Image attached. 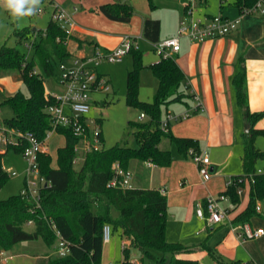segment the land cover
I'll list each match as a JSON object with an SVG mask.
<instances>
[{
    "label": "trees",
    "instance_id": "1",
    "mask_svg": "<svg viewBox=\"0 0 264 264\" xmlns=\"http://www.w3.org/2000/svg\"><path fill=\"white\" fill-rule=\"evenodd\" d=\"M150 8H153L151 0ZM257 0H231V5L241 14L243 9L252 7ZM100 13L111 21L127 23L132 16V8L126 4H106L99 7ZM160 24L157 20L146 19L143 23V38L155 43L158 41ZM18 41L30 43L33 54L30 60L15 47L3 45L0 48V73L5 76L16 75L27 90V95L17 91L5 97L2 104L10 108L12 117L4 120L8 129L28 132L43 140L52 130V121L45 108L55 104L51 94L44 87L43 75L36 73V63L42 73L52 76L58 64L67 59L70 53L67 36L51 19L44 32L32 33L30 28L16 30ZM132 67L127 72L125 103L137 108L147 118L146 122L134 123L136 148L114 146L102 147L87 153L79 169H76L74 147L78 138L69 128H56L64 136L65 144L57 149L56 166H51L48 153L38 154L40 176L47 182L39 189V206L20 193L0 200V253L11 251L22 242L41 240L48 248L56 243L55 231L66 241L69 253L65 256L47 255L37 264H100L103 249L102 229L108 225L111 235L126 238L127 247L123 250L121 264H136L129 260V249L138 250L142 256L153 258V253H169L173 264H198L197 261L179 260L175 257L183 253L205 251L217 264H245L240 260H224L214 247L205 241L196 246L172 243L166 239L167 199L158 189L131 188L126 190L109 188L113 177L112 166L119 163L123 170H129L133 162L150 163L158 167H168L172 156L158 149V143L164 137L176 145L179 153L187 155L192 148L199 152L197 143L188 138H176L160 127L162 107L181 102L186 94L181 90L185 81L184 74L172 56L160 59L150 65L157 88L151 101L139 99V75L143 68L141 50H131ZM237 106L242 114L248 131L242 134L243 154L242 174L232 178L233 184L220 194L237 205L239 197L236 189L245 187L239 178L254 174L256 164L264 160V150L255 146V139L262 131L254 128L264 119V111L250 112L248 108L246 68L244 57L238 58L236 71L231 79ZM100 141L103 142L102 135ZM24 145L7 146L0 154V188L9 180L4 169V158L8 150L22 152ZM264 201V175H255L253 183L248 184L246 207L232 220V226L249 224L258 216L257 204ZM30 226V231L26 230ZM163 259L157 264H162Z\"/></svg>",
    "mask_w": 264,
    "mask_h": 264
},
{
    "label": "crops",
    "instance_id": "2",
    "mask_svg": "<svg viewBox=\"0 0 264 264\" xmlns=\"http://www.w3.org/2000/svg\"><path fill=\"white\" fill-rule=\"evenodd\" d=\"M53 1L63 7L74 22L70 35L72 39L67 42L70 56L65 60L90 55L95 48L102 51L112 50L124 37L136 40L139 49V41L142 40L151 46L152 43L146 41L142 35L144 21H159L158 41L164 40L175 34L186 5L185 0H156V3L151 0L153 8L155 4L159 7L154 10L150 8L148 0ZM41 3L45 5V9H51L48 1L41 0ZM114 3L126 4L133 9L129 22L111 21L100 13V6ZM200 4L208 6L209 9L200 14L198 19L216 15L229 19L239 16L238 10L231 5V0H215L210 6L208 0H203ZM159 9H165L167 14L158 12ZM92 10L97 13L91 12ZM30 30L32 33L37 31L35 28ZM241 55L246 68L248 108L252 113L264 111V16H243L237 30L221 38L202 43H193L182 38L180 50L173 56L184 74L185 81L181 90L186 97L181 102L162 107V119L166 114H183L194 105V98H198L200 109L185 120L170 123L168 133L173 137L188 138L197 143L198 150L209 158L208 180H202L194 162L187 155L179 153L176 145L167 137L160 140L158 149L171 154L172 163L168 167L133 162L129 171L132 173L133 188L158 189L166 196V239L169 242L196 246L205 241L224 260L264 264V236L252 240L243 239L230 228L231 220L246 207L247 185L243 187L242 195L238 196L237 205H232L229 200L222 203L229 210V220L220 224H207L195 214L198 203H203L208 197L219 196L225 191L228 181L242 174V134L246 133L248 125L242 110L236 104L235 92L231 86V79ZM150 59L151 65L158 62L157 56ZM108 65L113 64L102 63L97 72L111 83ZM156 88L157 80L154 78L153 94ZM145 119L146 117L141 120ZM254 128L262 131L255 139V146L262 151L264 119L259 120ZM257 206L258 216L246 225L251 229H264L262 201ZM205 233L207 235L204 236ZM110 243L111 241L103 245L100 264H108L110 259L105 260L106 257L115 253V246ZM46 256L47 253L43 258ZM205 256H208L205 251L198 250L179 254L175 259L197 261L199 264ZM131 262L140 264L137 261Z\"/></svg>",
    "mask_w": 264,
    "mask_h": 264
},
{
    "label": "built area",
    "instance_id": "3",
    "mask_svg": "<svg viewBox=\"0 0 264 264\" xmlns=\"http://www.w3.org/2000/svg\"><path fill=\"white\" fill-rule=\"evenodd\" d=\"M47 1L51 7V20L67 36H70L74 26L72 18L59 4L53 0ZM201 1L203 0H187L183 16L178 23L175 34L151 44V48L157 55L158 60L168 59L177 54L180 50V40L182 38L193 43H202L207 40L221 38L236 31L243 16H264V2L257 0L252 7L243 9L241 14L234 19H229L221 15L198 19L194 17V11L196 4ZM42 11L43 9L40 8L37 13H41ZM25 45L27 47L31 46L30 43H26ZM131 50H139L138 42L130 37H124L120 44L112 50L102 51L99 48H95L90 55L61 61L57 66L59 72L57 81L58 84L63 86L64 93L62 95L51 94L55 104L45 108V112L52 121V130L46 133L43 140H39L31 133H22L8 129L4 124H0V154L5 151L8 145L18 147L23 144L24 147L21 156L27 165L26 178L30 175L39 177L40 181L44 182L43 186H46L47 182L39 174L38 154L47 153L45 140L56 128H69L72 130L73 135L78 138V143L74 147V153L76 155L73 160L74 166L79 161L83 162L87 153L100 150L102 148L100 128L96 125L95 121H91L86 117L91 109V93L108 92L110 90L108 80L103 75L98 74L97 68L102 63H121ZM194 102V105L188 108L183 114H166L160 121V129L167 133L170 123L185 120L197 112L201 107L198 98L195 97ZM65 105L69 107L71 111L70 115H64L63 107ZM143 118H145V115L141 114L140 119ZM187 156L196 165L198 174L202 180L207 181L210 177L208 171V156L200 151L196 152L192 148L187 151ZM112 170L113 177L107 185L109 188L121 190L133 188L131 183L132 173L129 170H123L117 162L113 164ZM15 175L16 173H12V176ZM255 175H264V170L259 169L254 174L243 176L238 179V182L253 183ZM232 184V180L228 181L226 188ZM41 187V185L27 183L25 181L20 194L26 199L33 201L36 206H39V189ZM243 190L244 188L242 186L237 187V196H241ZM227 200L228 198L224 195L206 198L203 203H198L195 207L197 218L205 221L207 224H220L224 220H229V210L222 205ZM256 211H259L258 206L256 207ZM230 228L236 232L239 238L243 239L252 240L264 236V229H251L246 224L243 226H232L230 224ZM55 236V254L59 256L67 255L69 249L66 241L60 237L57 231H55ZM110 238L111 229L108 225H105L102 229L103 243H108ZM126 247L127 244L122 242L121 250L123 251ZM3 254L0 253V260L5 259L3 258Z\"/></svg>",
    "mask_w": 264,
    "mask_h": 264
},
{
    "label": "rangeland",
    "instance_id": "4",
    "mask_svg": "<svg viewBox=\"0 0 264 264\" xmlns=\"http://www.w3.org/2000/svg\"><path fill=\"white\" fill-rule=\"evenodd\" d=\"M185 2L187 3V0H185ZM212 2H215V0H208V5L210 6V3ZM262 2H264V0H262ZM153 3H156V0H153ZM44 7L45 5L43 6V3H41L40 8L43 9L41 13H36L33 16L15 20L10 13L3 8V6H0V48L3 45L15 47L21 54L25 55L26 59L30 60L33 54V47H27L25 45L26 43L18 41L14 36V33L16 30H21L23 28H35L37 31L44 32L47 23L51 19V9H45ZM154 7V10L159 8L156 4ZM207 9H209L208 6L204 7L200 2L197 3L194 17H200V14H203ZM149 10L151 9L149 8ZM91 12L97 13L96 10H92ZM158 12L167 14L165 9H159ZM139 43L141 44L140 50L143 55V68L139 75V99L140 101L146 102L151 101L153 97L154 76L150 69V57L155 58L157 55L153 52L150 44L143 40L139 41ZM107 67L111 80V83H109L110 90L108 92L91 93V110L86 117L91 121H95L96 125L100 128L103 137L102 147L111 148L114 146H120L136 148L137 141L134 136V123L146 122L147 118L142 121L140 119L141 111L137 108L129 107L125 103L127 72L132 67V58L130 55L125 56L123 63L108 65ZM35 71L36 73L43 75L44 87L47 91L51 92L52 95H62L64 93L63 86L58 84L57 81L59 73L58 69H55V73L52 76H47L42 73L41 67L36 63ZM17 91L27 95V90L22 84L20 78L16 75L5 76L0 73V124H3L4 120H8L12 117L10 108L2 104L3 100L5 97L10 96ZM70 112L69 107L65 105L63 107L64 115H69ZM90 126L93 127L91 124ZM64 144V136L56 131H52L45 140L47 153L51 157L52 167L56 166L57 149L63 147ZM81 164L82 162L79 161L75 165V168L79 169ZM26 168V162L23 160L21 154L12 149L8 150L7 155L4 158V169L9 175V180L2 188H0V200L7 199L10 196L20 193L25 181L27 183H35L36 185H44V182H41L40 178L35 177L34 175H30L26 178ZM256 168L257 170H264V160H259L256 164ZM12 173H16V175L12 176ZM245 184L248 186L247 182H245ZM262 206H264V201H262ZM31 229L30 226H26V230L30 231ZM205 235H207V233H205L204 236ZM110 241V244L115 246V253L113 256L106 257L105 260L110 259L108 264H121L123 260L121 241L126 242L127 240L126 238L120 240L118 235L112 234ZM55 247L56 243L51 248H48L41 240L18 243L11 251L3 254V258L5 259H1L0 264H37V262L43 259L45 253H47V255L52 253L55 254ZM162 259V264H173L169 253L160 254L154 252L153 258H151L142 256L138 250L129 249L130 261H137L140 264H157V262ZM199 264L217 263L208 255L201 259Z\"/></svg>",
    "mask_w": 264,
    "mask_h": 264
},
{
    "label": "clouds",
    "instance_id": "5",
    "mask_svg": "<svg viewBox=\"0 0 264 264\" xmlns=\"http://www.w3.org/2000/svg\"><path fill=\"white\" fill-rule=\"evenodd\" d=\"M40 5L41 0H0V6H3L15 20L35 15Z\"/></svg>",
    "mask_w": 264,
    "mask_h": 264
},
{
    "label": "water",
    "instance_id": "6",
    "mask_svg": "<svg viewBox=\"0 0 264 264\" xmlns=\"http://www.w3.org/2000/svg\"><path fill=\"white\" fill-rule=\"evenodd\" d=\"M248 131V127L245 129V132H247Z\"/></svg>",
    "mask_w": 264,
    "mask_h": 264
}]
</instances>
